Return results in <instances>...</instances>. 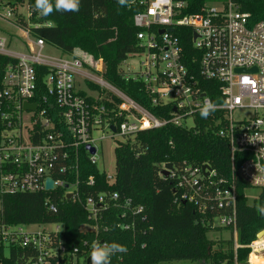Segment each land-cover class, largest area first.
Returning a JSON list of instances; mask_svg holds the SVG:
<instances>
[{
	"label": "built area",
	"instance_id": "1",
	"mask_svg": "<svg viewBox=\"0 0 264 264\" xmlns=\"http://www.w3.org/2000/svg\"><path fill=\"white\" fill-rule=\"evenodd\" d=\"M139 3L141 9L132 17L137 28L135 49L126 53L117 70L126 82L139 86L149 107L105 79L100 57L75 52L52 56L44 52L47 43L40 37L27 42L25 50L15 51L0 36V264L86 262L96 241L78 255L79 248L66 243L58 223L5 222L4 196L63 188L64 195L71 193L73 198L80 149L95 164V143L105 131L110 138L121 136L125 141L139 131L168 123L191 129L208 100L216 104V134L228 143L230 175H220L208 163L186 161L171 163L167 175L162 174L166 163L162 164L160 175L174 182L175 201L192 204L209 232L227 229L238 246L237 184L264 188V21L250 22V13L232 0L219 8L206 2L201 11L191 14H183L185 0ZM4 10L9 17L11 10ZM180 27L192 31L195 66L184 60L175 33ZM40 68L45 69L43 90L37 81ZM25 103L35 107H25ZM237 110L251 114L234 119ZM188 118L191 125L186 124ZM97 131L102 132L99 138L93 135ZM87 146L94 147V153ZM104 173L107 181L114 180V173ZM58 174L66 178L55 177ZM47 178L53 181L49 189ZM86 181L92 185L94 176ZM108 200L119 205L117 192L86 197L90 217H98L99 207L106 208ZM45 204L56 210L50 197ZM142 211V206H130L126 200L120 214L125 218ZM133 224L124 220L117 225L128 230ZM246 246L250 253L263 250L264 230Z\"/></svg>",
	"mask_w": 264,
	"mask_h": 264
},
{
	"label": "trees",
	"instance_id": "2",
	"mask_svg": "<svg viewBox=\"0 0 264 264\" xmlns=\"http://www.w3.org/2000/svg\"><path fill=\"white\" fill-rule=\"evenodd\" d=\"M25 1L32 12L28 29L33 36L43 38L64 54L78 51L94 59L102 58L105 79L149 107L139 86L126 82L117 70L120 60L135 49L137 28L132 17L141 9L139 0H134L131 8H121L117 0H81L78 12H56L49 17H42L34 10L35 0H13V4ZM185 1L187 5L183 14H191L201 11V7L210 0ZM232 1L242 11L250 13V22L264 21V0ZM22 24L26 27L25 21ZM50 24H55V27H49ZM191 32L189 27L175 30L183 47L185 62L195 66L193 56L197 51L191 44ZM1 60L6 59L2 57ZM39 70L42 74L38 73L37 81L43 90L45 69ZM151 110L159 114L156 108L151 107ZM217 116L218 113L213 112L205 119L199 112L191 129L168 123L160 128L139 131L134 137L120 142L114 150L112 182L107 181L104 171L100 172L96 164L90 162L82 148L75 172L78 179L75 197L65 196L63 188L7 194L2 202L4 221L58 223L62 226L61 233L66 243L79 248L78 255H82L83 249L93 241L101 244L118 242L126 246L127 252L113 256L111 264H170L177 260L201 264H248L250 248L246 245L255 240L256 233L264 228V215L257 211L258 205H264V188L256 198L249 200L245 196V184H237L238 246L235 247L233 238H208L209 229L199 220L194 206L175 201L174 182L160 175L162 164L178 165L182 161L208 163L220 175H230L229 147L227 141L216 134L219 125L214 120ZM91 174L94 183L89 185L86 179ZM55 177L66 178L63 174ZM110 192H117L119 205L114 206L113 201L108 200L106 208L99 207L98 217H90L85 206L86 197ZM49 197L56 205L55 211L45 204ZM126 200L130 206H142V213L121 217ZM124 220L134 222L133 227L126 230L117 225ZM83 225L96 226V229L89 230ZM84 241H87L86 246ZM79 264L87 263L82 260Z\"/></svg>",
	"mask_w": 264,
	"mask_h": 264
},
{
	"label": "rangeland",
	"instance_id": "3",
	"mask_svg": "<svg viewBox=\"0 0 264 264\" xmlns=\"http://www.w3.org/2000/svg\"><path fill=\"white\" fill-rule=\"evenodd\" d=\"M224 1L225 0L222 1L210 0V2L212 3H210L209 5H213L219 8L224 4ZM4 9L11 10V15L9 17H6L4 15L6 14V10ZM31 14L32 12L29 10L26 1L23 4H19V3L13 4V0H0V36H3L7 39L8 49H12L15 51H23L25 50L23 46L27 42H31L35 37L28 29L30 27ZM22 21L26 22L27 28L23 27ZM44 52L52 56H57L58 54H62L60 49L48 43L45 46ZM77 52H75V54H80L79 52L78 53ZM131 61L135 62L136 60L134 59ZM250 114L251 112L249 110H237L233 113V118L241 119L242 117L249 116ZM186 124L191 125L192 124L191 119L188 118L186 120ZM107 133L108 131H105V136L103 138L98 139L95 143L97 148V153L95 155L96 158L95 164L100 170H103L108 174H113L115 172L114 150L117 144L124 141V138L121 136L110 138L109 136H107ZM93 135L99 138L101 137L102 132L97 131L94 132ZM259 191L260 188L258 187H251V186L247 187L245 189V196L249 200H252L253 198L257 197ZM42 227L45 229H49L50 226L43 225ZM84 227L87 228L89 226L84 225ZM27 229L30 230L36 229V226H28ZM230 235L231 234L227 229H221L219 231L207 233L208 238L216 239V240L230 238L229 237ZM259 237H261V235ZM254 253L255 252H253L251 256L252 263H261L264 261ZM170 264H198V262H191L189 260H179V261L177 260V261H173Z\"/></svg>",
	"mask_w": 264,
	"mask_h": 264
},
{
	"label": "clouds",
	"instance_id": "4",
	"mask_svg": "<svg viewBox=\"0 0 264 264\" xmlns=\"http://www.w3.org/2000/svg\"><path fill=\"white\" fill-rule=\"evenodd\" d=\"M121 8H131L134 0H117ZM81 7V0H35L34 10L42 17H49L56 12H78ZM49 27H55L50 24ZM216 110V104L208 100L200 109V116L208 118ZM257 211L264 215V205H258ZM126 246L118 243H93L90 251L91 264H111L112 257L117 254L126 253Z\"/></svg>",
	"mask_w": 264,
	"mask_h": 264
},
{
	"label": "water",
	"instance_id": "5",
	"mask_svg": "<svg viewBox=\"0 0 264 264\" xmlns=\"http://www.w3.org/2000/svg\"><path fill=\"white\" fill-rule=\"evenodd\" d=\"M25 107H35V104H27V103H25ZM112 128L114 129V127H112ZM87 149L91 153H94V151H95V148L91 147V146H87ZM171 167H172L171 163H166L165 164V169L162 171V174L167 175L168 174V170L167 169H171ZM52 185H53L52 179L51 178H47L46 179V189L51 188ZM67 197H71V193H68ZM262 233H263V229L256 233V237H259ZM86 262H87V264H90V258H87ZM198 264H201V263H198Z\"/></svg>",
	"mask_w": 264,
	"mask_h": 264
},
{
	"label": "crops",
	"instance_id": "6",
	"mask_svg": "<svg viewBox=\"0 0 264 264\" xmlns=\"http://www.w3.org/2000/svg\"><path fill=\"white\" fill-rule=\"evenodd\" d=\"M254 254L257 255L260 259L264 260V249L263 250H260L258 252H255ZM249 257H250V255H248V264H264V261L261 262V263H252L250 261Z\"/></svg>",
	"mask_w": 264,
	"mask_h": 264
}]
</instances>
